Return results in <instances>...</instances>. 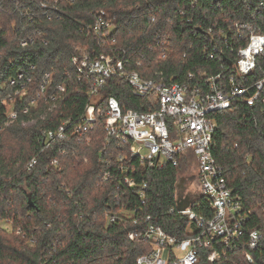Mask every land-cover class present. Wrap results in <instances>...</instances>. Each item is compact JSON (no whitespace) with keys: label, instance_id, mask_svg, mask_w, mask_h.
I'll use <instances>...</instances> for the list:
<instances>
[{"label":"trees","instance_id":"trees-1","mask_svg":"<svg viewBox=\"0 0 264 264\" xmlns=\"http://www.w3.org/2000/svg\"><path fill=\"white\" fill-rule=\"evenodd\" d=\"M192 1L66 0L60 4L62 13L47 19L35 0H0V264H136V257L149 245L129 239L128 232L135 228L132 218L144 214H150L170 234L182 238L190 233L187 217L173 208L174 183L192 152L181 156L177 166L145 168L133 159L131 165L140 174L138 181L147 183L141 205L136 190L121 187L115 192L119 199L114 198L111 191L115 184L96 178L102 168L98 155L104 141L101 121L96 123L89 144L74 143L75 148L68 146L65 154L44 152L42 147L44 127L58 122L61 112L81 115L88 102L87 86L77 82L70 57L78 47L96 45V39L81 29L92 21L91 11L103 8L120 25L113 32L115 45L130 57L131 68L144 77L161 71L166 80L178 82L198 68L208 73L221 69L219 58L208 59L207 51L214 44L206 37L213 38L226 60L235 61L236 49L245 43L248 31L237 36L234 21H246L264 33V0H195L194 6ZM161 33L169 36L165 59L160 58L155 44V36ZM221 36L226 41L220 40ZM31 37L32 43L20 45ZM30 65L34 68L27 71L31 77L27 93L22 98L15 96L17 115L9 121L7 96L13 93L9 79ZM258 66L256 76L264 67L263 55ZM45 72L52 74L53 85L66 88L48 112L50 104L44 95L35 105L30 104ZM102 94L105 98L115 96L125 108H155L148 97L133 96L120 78L109 79ZM213 117L216 129L211 152L221 164L232 194L249 211L244 227L246 231L264 229V106L236 102ZM55 157L58 165L52 164ZM32 158L36 163L27 170ZM136 206L141 207L140 214L131 218ZM192 210L206 218L213 215L204 197ZM106 212L118 217L107 222ZM246 250L241 247L228 252L225 263L250 264L242 255ZM253 255L254 264L263 263L264 238ZM198 264L212 263L203 255Z\"/></svg>","mask_w":264,"mask_h":264},{"label":"built area","instance_id":"built-area-1","mask_svg":"<svg viewBox=\"0 0 264 264\" xmlns=\"http://www.w3.org/2000/svg\"><path fill=\"white\" fill-rule=\"evenodd\" d=\"M63 1L66 0H35L47 19L62 13L60 4ZM195 2L192 1L191 5L194 6ZM179 13L184 14V11L179 10ZM90 15L92 21L81 29L87 37L96 39V45L78 47L70 57L77 82L87 86L88 102L81 115L73 117L61 112L58 122L44 127L42 149L44 152L56 150L65 154L68 146L75 148L74 143L89 144L96 123L101 121L104 141L98 155L102 168L96 178L115 184L116 189L111 191L114 198L119 199L120 194L115 192L121 187L136 190L141 205L145 202L147 183L144 179L138 181L140 174L138 168L131 165L133 159L145 168L165 164L177 166L181 156L192 152L201 195L208 200L213 215L206 218L192 208L177 211L174 207L188 220L187 231L190 233L181 238L165 231L150 214L134 216L140 214L141 209L134 207L131 218L134 216L132 224L135 228L128 232V238L149 245L147 251L136 257V264H198L203 255L212 264H226L227 253L241 247L247 249L242 253L245 261L254 264L253 252L262 245L264 229L254 227L246 231L244 224L249 211H245L241 199L232 194L223 168L213 156L211 148L216 129L215 112L231 108L236 102L249 107L259 102L264 106V67L259 76L254 73L259 68V57L264 56V33L255 31L246 21H234L232 28L237 36L244 30L248 31L245 43L236 49L235 61L229 64L213 38L206 37L208 42L214 44L207 51L208 59L219 58L221 69L208 73L198 68L196 72H189L185 81L178 82L166 80L161 71H155L152 77H144L137 69L131 68L130 57L115 45L113 32L120 25L114 17L108 16L103 8L91 11ZM223 31L221 29V33ZM220 40L224 42L226 37L221 36ZM32 42L31 37L21 41L20 45ZM168 42L166 33L155 36L161 59L167 56ZM135 64L140 65V60ZM33 68L30 65L28 70H20L9 79L13 91L7 96L10 103L7 113L9 121L16 118L17 112L13 107L15 96L22 98L26 95L27 84L31 80L27 71ZM114 78L127 82L133 96L148 97V103L155 105V108L149 111L125 108L115 96L103 97L105 84ZM249 78L251 80L247 81ZM65 89L64 84L53 85L52 74L45 72L30 104L35 105L36 99L44 95V101L50 104L45 112L53 110ZM35 163L36 159L32 158L27 163V170L33 168ZM52 164L58 165L56 157ZM124 194L125 191L121 195ZM117 217L115 213L106 212L107 222H113ZM191 224H194V229Z\"/></svg>","mask_w":264,"mask_h":264},{"label":"water","instance_id":"water-1","mask_svg":"<svg viewBox=\"0 0 264 264\" xmlns=\"http://www.w3.org/2000/svg\"><path fill=\"white\" fill-rule=\"evenodd\" d=\"M231 64L230 60H227ZM202 197L197 174L178 175L174 183V203L177 211H186ZM31 205L32 202L29 199Z\"/></svg>","mask_w":264,"mask_h":264},{"label":"rangeland","instance_id":"rangeland-1","mask_svg":"<svg viewBox=\"0 0 264 264\" xmlns=\"http://www.w3.org/2000/svg\"><path fill=\"white\" fill-rule=\"evenodd\" d=\"M196 170H197V166H196L195 158H194V156H191L190 159L188 160V162H186L185 164H183V166L181 168L182 173H180L179 175H191V174H195Z\"/></svg>","mask_w":264,"mask_h":264}]
</instances>
